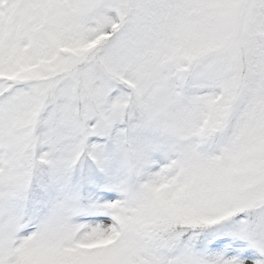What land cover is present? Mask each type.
Here are the masks:
<instances>
[{
  "label": "snow or ice",
  "instance_id": "6c2138e0",
  "mask_svg": "<svg viewBox=\"0 0 264 264\" xmlns=\"http://www.w3.org/2000/svg\"><path fill=\"white\" fill-rule=\"evenodd\" d=\"M0 264H264V0H0Z\"/></svg>",
  "mask_w": 264,
  "mask_h": 264
}]
</instances>
